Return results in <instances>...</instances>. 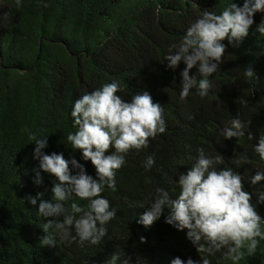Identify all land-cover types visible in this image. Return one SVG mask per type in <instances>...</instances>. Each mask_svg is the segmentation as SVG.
<instances>
[{
	"label": "trees",
	"instance_id": "1",
	"mask_svg": "<svg viewBox=\"0 0 264 264\" xmlns=\"http://www.w3.org/2000/svg\"><path fill=\"white\" fill-rule=\"evenodd\" d=\"M225 4L226 0H22L17 7L15 0H0V264H105L114 252L126 255L132 264L137 256L142 264H169L173 257L199 261L185 233L166 224L163 215L147 229L136 223L155 188L175 198V180L191 167L197 147L224 157L222 166L237 172L250 194L261 190L264 180L253 186L250 177L264 170L251 148L255 136L264 131V37L255 32L264 13L254 15L248 36L238 45L223 41L225 55L203 99L193 89L181 101L180 72L185 66L172 70L164 60L169 46L202 11L218 14ZM249 67L253 80L242 74ZM196 71L193 68L190 77ZM114 79L124 89L118 93L122 99L147 91L163 108L166 131L149 139L146 149L130 151L116 173V190L102 193L116 216L99 244L79 246L57 238L56 247H42L39 227L52 218L40 217L25 197L39 192L43 200H50L56 181L41 172L43 183H32L38 161L33 159L35 145L29 134L47 137L45 154L75 158L95 178L91 162L68 148L66 136L74 131L70 111L82 94ZM237 115L250 122L253 140L247 139V130L238 142L219 135ZM146 155L155 158L148 171L141 167ZM252 201L256 203L255 195ZM78 203L83 206L86 201ZM257 212L264 218V204H257ZM208 258L210 264H226L220 253ZM240 264H264V241Z\"/></svg>",
	"mask_w": 264,
	"mask_h": 264
},
{
	"label": "clouds",
	"instance_id": "2",
	"mask_svg": "<svg viewBox=\"0 0 264 264\" xmlns=\"http://www.w3.org/2000/svg\"><path fill=\"white\" fill-rule=\"evenodd\" d=\"M15 4L20 7L22 0H15ZM257 13H264V0H242L241 6L234 0H226L218 14L202 11L185 28L179 41L169 46L164 56L167 67L175 70L181 63L185 66L180 72L178 95L181 101L193 89L202 99L209 95L210 77L217 73L225 55L223 41L238 45L248 36ZM255 32L264 37V18L255 25ZM193 68L197 71L190 77ZM242 74L254 79L250 67L243 69ZM123 91L114 79L90 93L85 92L71 106L74 131L67 134L70 147L66 146L73 152L79 150L84 162H91L95 178L87 174L84 165L75 158L66 160L55 152L45 154L47 137L29 134L31 144L35 145L33 159L38 161V167L33 169L32 183L35 186L43 183L41 172L56 181L51 188L50 200H43L39 192L35 197H25L40 217L52 218L39 227L44 233L39 238L42 247H56L57 238L79 246L99 244L107 234L106 225L116 216V209L110 207L102 193L105 189L116 190V173L125 165V156L130 151L146 149L149 139L165 133L163 108L153 102L151 95L147 91L131 93L125 100L118 95ZM249 123L238 115L232 117L219 129V135L223 140L236 138L238 142L247 130V139L251 141L254 137L248 132ZM255 141L251 145L252 151L264 163V131H259ZM195 153L191 167L186 173L178 174V180H175L179 189L175 198H171L168 191L155 188L136 223L147 229L163 215L166 224L185 233L186 239L195 247L199 261L191 257L184 260L173 257L169 264H210L208 257L216 253L221 254L226 264H240L264 241V218L257 212V204H264V186L250 194L244 189L241 176L231 167L222 166L225 158L219 153H208L203 147H197ZM235 161L239 163L238 158ZM154 163V156L146 155L141 167L148 171ZM262 180L264 170L258 169L250 177V184L254 186ZM252 195L257 197L256 203H253ZM78 201L86 203L81 206ZM144 242L145 238L141 236L140 243ZM142 260L137 256L136 264H142ZM105 264H132V261L126 255L114 252Z\"/></svg>",
	"mask_w": 264,
	"mask_h": 264
}]
</instances>
